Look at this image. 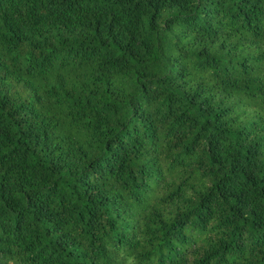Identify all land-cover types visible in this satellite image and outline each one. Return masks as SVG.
I'll list each match as a JSON object with an SVG mask.
<instances>
[{
    "label": "trees",
    "instance_id": "trees-1",
    "mask_svg": "<svg viewBox=\"0 0 264 264\" xmlns=\"http://www.w3.org/2000/svg\"><path fill=\"white\" fill-rule=\"evenodd\" d=\"M0 264H264V0H0Z\"/></svg>",
    "mask_w": 264,
    "mask_h": 264
}]
</instances>
